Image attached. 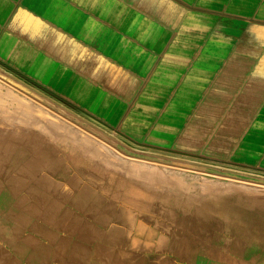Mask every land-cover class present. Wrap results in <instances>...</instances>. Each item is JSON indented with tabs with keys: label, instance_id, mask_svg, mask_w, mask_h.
Returning <instances> with one entry per match:
<instances>
[{
	"label": "crops",
	"instance_id": "crops-1",
	"mask_svg": "<svg viewBox=\"0 0 264 264\" xmlns=\"http://www.w3.org/2000/svg\"><path fill=\"white\" fill-rule=\"evenodd\" d=\"M0 65L134 147L264 175V0H0ZM136 163L108 200L45 197L70 223L30 264H264V179ZM119 196L204 218L132 239Z\"/></svg>",
	"mask_w": 264,
	"mask_h": 264
},
{
	"label": "rangeland",
	"instance_id": "rangeland-1",
	"mask_svg": "<svg viewBox=\"0 0 264 264\" xmlns=\"http://www.w3.org/2000/svg\"><path fill=\"white\" fill-rule=\"evenodd\" d=\"M138 160L152 161L167 171L172 166H183L207 175L234 176L213 168L182 165L185 162L135 152L0 71V264H30L27 256L36 238H53L54 234L59 237L66 233L64 227L69 226L71 216L61 213L62 210L51 216L54 230L41 225L47 217L45 197L55 199L66 193L88 199L87 204L100 197L112 198L117 187L112 186L113 175L129 164H138ZM99 169L106 171L104 182H98L97 177L103 172ZM48 175L51 177L45 181L49 186L42 179ZM116 202L127 214L136 216L133 225H138L130 235L137 240L171 239V235L191 228L203 217L188 213L161 218L134 199L119 196ZM159 223L166 225V229L164 225L153 226ZM176 223L181 228L172 226Z\"/></svg>",
	"mask_w": 264,
	"mask_h": 264
},
{
	"label": "water",
	"instance_id": "water-1",
	"mask_svg": "<svg viewBox=\"0 0 264 264\" xmlns=\"http://www.w3.org/2000/svg\"><path fill=\"white\" fill-rule=\"evenodd\" d=\"M0 71L5 73L8 76L14 78L15 80L19 81L20 83L24 84L25 86L29 87L33 91L41 94L42 96H44L45 98L49 99L53 103H55V104L59 105L60 107L66 109L67 111H69L72 114L76 115L77 117H79L80 119L85 121L86 123L90 124L91 126L95 127L96 129L100 130L101 132L107 134L108 136H110L114 140L118 141L119 143H121L125 147H127V148H129V149H131V150H133L135 152L148 154V155H153V156H158V157H163V158L172 159V160H177V161H180V162L190 163V164H194V165H200V166L213 168V169H217V170H221V171H225V172H230V173H235V174H240V175H245V176H250V177H256V178L264 179V175L263 174H259V173H256V172H251V171L241 170V169H237V168H233V167H229V166H223V165H219V164L204 162V161L195 160V159H192V158L175 156V155L166 154V153H162V152L142 150V149L133 147L132 145L127 143L125 140H123L122 138L117 136L115 133L110 132L109 130L105 129L104 127L100 126L99 124L95 123L94 121L90 120L89 118L83 116L79 112H77V111L73 110L72 108L66 106L62 102L58 101L57 99H55L54 97L50 96L49 94H47L46 92L42 91L41 89L31 85L30 83H28L24 79L18 77L17 75H15L14 73H12L11 71L7 70L6 68H4L1 65H0Z\"/></svg>",
	"mask_w": 264,
	"mask_h": 264
},
{
	"label": "bare ground",
	"instance_id": "bare-ground-1",
	"mask_svg": "<svg viewBox=\"0 0 264 264\" xmlns=\"http://www.w3.org/2000/svg\"><path fill=\"white\" fill-rule=\"evenodd\" d=\"M26 112V111H25ZM31 118V117H30ZM4 133V132H3ZM6 133V132H5ZM8 133V132H7ZM98 178V177H97ZM113 185V184H112ZM26 188V187H25ZM22 190V189H21ZM25 190V189H24ZM24 193V192H23ZM25 194V193H24ZM25 196V195H24ZM116 198V197H115ZM114 198V199H115ZM58 200V199H57ZM108 200V199H107ZM110 202V201H109ZM108 203V202H107ZM112 203V202H111ZM111 206V205H110ZM104 207V206H103ZM107 207V206H106ZM11 209H13V208H11ZM107 209V208H106ZM111 209H112V207H111ZM17 210H19V209H17ZM114 211V210H113ZM105 212H106V210H105ZM10 216V215H9ZM28 217V216H27ZM126 217V216H125ZM26 218V217H25ZM180 219V218H179ZM18 220V219H17ZM29 221H30V219H28ZM25 222H27V220L25 221ZM121 223V222H120ZM117 224V223H116ZM96 226V225H95ZM126 229V228H125ZM6 230V229H5ZM66 230V229H65ZM90 236V235H89ZM112 239V238H111ZM176 244V243H175Z\"/></svg>",
	"mask_w": 264,
	"mask_h": 264
}]
</instances>
